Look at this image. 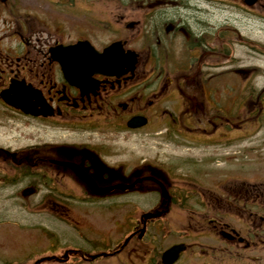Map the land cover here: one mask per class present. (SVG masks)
<instances>
[{
  "label": "flooded vegetation",
  "instance_id": "obj_1",
  "mask_svg": "<svg viewBox=\"0 0 264 264\" xmlns=\"http://www.w3.org/2000/svg\"><path fill=\"white\" fill-rule=\"evenodd\" d=\"M86 8L104 40L72 39L0 0V134L10 137L0 144V194L35 214L138 212L125 198L148 197L142 212L153 217L143 237L144 221H131L127 244L122 232L84 237L21 264H124L141 252L162 264L151 228L169 239L165 250L187 247L175 264H264V128H249L264 125V68L250 63L264 59V0H93ZM84 40L100 52L117 43L124 56L108 61L117 69L90 62L78 70L65 49ZM12 128L38 130L26 141ZM47 128L88 137L38 140ZM6 245L0 238V264H12Z\"/></svg>",
  "mask_w": 264,
  "mask_h": 264
},
{
  "label": "rangeland",
  "instance_id": "obj_2",
  "mask_svg": "<svg viewBox=\"0 0 264 264\" xmlns=\"http://www.w3.org/2000/svg\"><path fill=\"white\" fill-rule=\"evenodd\" d=\"M10 2H18L19 10L38 16L42 21L56 26L69 35L72 39L77 38H95L96 35L101 36L104 40L102 22L91 14V11L86 8L93 0H9ZM89 3V4H88ZM96 18V19H95ZM249 32V31H248ZM239 55L243 53L238 52ZM253 65H261L264 68V59H252L250 61ZM259 85H264V79L259 80ZM249 128H264L251 127ZM13 130L21 129L26 132V141L36 134L38 128H12ZM16 137L18 139L23 138ZM39 139L43 141L56 142V140L67 139L70 141L86 140L87 133H69L65 131H58L56 129H40L37 133ZM34 136V137H35ZM105 134L94 133L90 135L91 138L101 139ZM0 144L5 143L10 137H4L0 134ZM89 137V138H90ZM121 136L117 140H122ZM24 142V140H22ZM25 141V142H26ZM239 164V163H238ZM257 165H253V168ZM9 192H2L0 194V238L7 241L6 249L12 255V264H21L25 262L29 256L34 253H41L43 255H52L56 244L62 243L67 246L79 244L82 238H112L116 240L121 236L127 237L133 226L131 220H136L147 209L148 197H126V205H139L138 212L131 213L130 209L124 211H90V210H76L73 212H43L42 214H35L28 210L20 208L21 199L12 198L8 200ZM15 193H13L14 195ZM34 214V215H32ZM6 220L4 222H1ZM123 222L122 228H117L116 224ZM116 223V224H115ZM151 230V231H150ZM149 236H157V253L163 252L169 245V239L163 237L159 232L154 233L151 228ZM88 235V236H86ZM163 237V238H161ZM38 241L43 242L42 247L34 246ZM145 252L133 255V261L125 262L124 264H155V261L148 259ZM113 261H106L105 264H113ZM120 263V262H119ZM121 264V263H120ZM213 264H234L230 259H217Z\"/></svg>",
  "mask_w": 264,
  "mask_h": 264
},
{
  "label": "water",
  "instance_id": "obj_3",
  "mask_svg": "<svg viewBox=\"0 0 264 264\" xmlns=\"http://www.w3.org/2000/svg\"><path fill=\"white\" fill-rule=\"evenodd\" d=\"M117 45H113L112 47L106 49L104 53H98L88 42H79L74 46L68 48V53L71 55L73 60H76L80 63H84L86 61H95L102 60L107 62L108 60L117 58ZM78 69H83L81 64H76ZM104 70L114 69L112 65H104ZM86 180V179H85ZM90 183L88 180H86ZM146 219L150 218V215L145 216ZM185 250L183 245L175 246L169 251L165 252L162 257L163 264H174L178 259L180 253Z\"/></svg>",
  "mask_w": 264,
  "mask_h": 264
}]
</instances>
